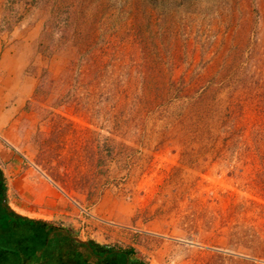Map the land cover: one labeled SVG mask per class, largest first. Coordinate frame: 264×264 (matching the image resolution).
I'll return each instance as SVG.
<instances>
[{
	"label": "rangeland",
	"instance_id": "rangeland-1",
	"mask_svg": "<svg viewBox=\"0 0 264 264\" xmlns=\"http://www.w3.org/2000/svg\"><path fill=\"white\" fill-rule=\"evenodd\" d=\"M0 39L10 147L62 197L25 210L144 264H264V0H0Z\"/></svg>",
	"mask_w": 264,
	"mask_h": 264
},
{
	"label": "crops",
	"instance_id": "crops-1",
	"mask_svg": "<svg viewBox=\"0 0 264 264\" xmlns=\"http://www.w3.org/2000/svg\"><path fill=\"white\" fill-rule=\"evenodd\" d=\"M6 55L0 39V60ZM4 71L6 72L3 73ZM10 72L11 70L0 67V189L3 186L8 201H15L17 206L12 205L10 209L12 214L10 218L16 221L11 223L10 236L4 239L3 230L0 227V264H75L77 256L80 257V254L88 252L87 248L83 247L85 243L74 239L76 237L71 235V228L57 227L51 221L44 219L45 217L25 210L24 205L21 206L19 202L36 204L47 193L51 194L48 199L57 196L61 200L62 197L44 177L34 175L26 178L30 170L24 168L20 156L10 147L11 139L14 138L10 124L13 120L8 113L9 96L7 92L9 89L7 85L12 79ZM32 223L37 224L40 229H45L44 232H56L54 230H57L61 237L52 234L49 238L52 240L51 243L54 242L52 245L49 240L46 241L39 235L41 233H32ZM1 243L8 244L16 251L5 250ZM48 248L50 249L46 255ZM44 254L46 256L42 260Z\"/></svg>",
	"mask_w": 264,
	"mask_h": 264
},
{
	"label": "trees",
	"instance_id": "trees-1",
	"mask_svg": "<svg viewBox=\"0 0 264 264\" xmlns=\"http://www.w3.org/2000/svg\"><path fill=\"white\" fill-rule=\"evenodd\" d=\"M11 216L12 214L10 213L9 217ZM84 246L88 250V252H86L88 253V259H80V257L77 256L78 259H76L75 264H91V257H97L99 260H102L99 264H144L138 259L133 260L131 258V256L134 255V249L132 247H129L124 250H115L113 248L106 247L104 245H100L92 241H89L87 245ZM92 247L97 250V253Z\"/></svg>",
	"mask_w": 264,
	"mask_h": 264
},
{
	"label": "water",
	"instance_id": "water-1",
	"mask_svg": "<svg viewBox=\"0 0 264 264\" xmlns=\"http://www.w3.org/2000/svg\"><path fill=\"white\" fill-rule=\"evenodd\" d=\"M7 210L10 212L11 210H10V208H7ZM77 242H80V243H85V244H87V242H85V241H82V240H80V239H78V238H74Z\"/></svg>",
	"mask_w": 264,
	"mask_h": 264
},
{
	"label": "flooded vegetation",
	"instance_id": "flooded-vegetation-1",
	"mask_svg": "<svg viewBox=\"0 0 264 264\" xmlns=\"http://www.w3.org/2000/svg\"><path fill=\"white\" fill-rule=\"evenodd\" d=\"M93 248V247H92ZM94 249V248H93ZM95 250V249H94Z\"/></svg>",
	"mask_w": 264,
	"mask_h": 264
}]
</instances>
